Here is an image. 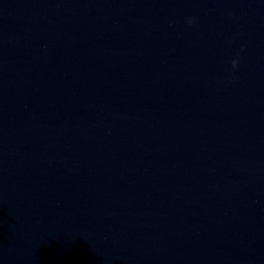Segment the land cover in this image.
I'll return each mask as SVG.
<instances>
[{
  "label": "water",
  "instance_id": "obj_1",
  "mask_svg": "<svg viewBox=\"0 0 264 264\" xmlns=\"http://www.w3.org/2000/svg\"><path fill=\"white\" fill-rule=\"evenodd\" d=\"M0 264H264V0H0Z\"/></svg>",
  "mask_w": 264,
  "mask_h": 264
},
{
  "label": "clouds",
  "instance_id": "obj_2",
  "mask_svg": "<svg viewBox=\"0 0 264 264\" xmlns=\"http://www.w3.org/2000/svg\"><path fill=\"white\" fill-rule=\"evenodd\" d=\"M188 23H189V25H191V24L193 23V21L190 19V20L188 21ZM237 66H238V61L233 60V61H232V67H233V68H236Z\"/></svg>",
  "mask_w": 264,
  "mask_h": 264
}]
</instances>
